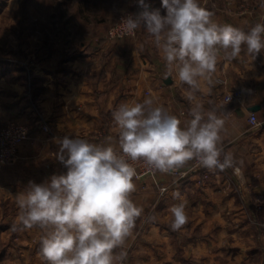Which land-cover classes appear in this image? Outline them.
<instances>
[{
	"label": "crops",
	"instance_id": "obj_1",
	"mask_svg": "<svg viewBox=\"0 0 264 264\" xmlns=\"http://www.w3.org/2000/svg\"><path fill=\"white\" fill-rule=\"evenodd\" d=\"M219 1L230 9L221 7L212 11L211 6L216 3L212 0L201 2L202 8L212 12V20L219 25L231 24L247 32L264 16V9L260 7L263 1ZM125 7L132 8L135 14L142 11L138 3ZM159 11L164 12L162 6ZM138 37L141 42L136 44L133 41L102 40L98 43V40H91L90 44L83 45L81 41L73 46L74 56L63 57V90L57 95L50 92L42 100L46 112H0V129L15 118L28 121L32 128V137L18 146L16 163L0 167V244L7 242L3 235L10 230L11 245L22 246L11 253L8 249L2 259L12 258L16 264H46L39 255L43 230L35 226L27 229L19 224L16 196L26 191L29 181L40 184L54 174L67 171L57 158L59 141L65 136L75 139L83 134L94 138L97 133L104 132L107 144L111 141L118 147L119 129L112 113L121 104L143 102L151 96L154 106H163L177 116L181 126L192 118L189 112L197 103L202 105L205 117L211 111L224 118L221 157L230 153L235 164L224 171H212L205 181L199 172L183 178L160 173L156 178H133L136 187L130 198L143 209L142 214L153 207L156 211H170L171 206L186 202V213L205 214L203 227L210 234L197 243L195 237L190 236V230L195 229L192 223L184 228L189 234L180 249L169 240L162 224L145 222L144 232L139 233L141 228L134 226L124 245L114 250L115 254L126 253L121 264H190V259L195 260L197 247H203L205 264L214 261L264 264V232L246 220L247 214L256 209L255 197L264 191V50L253 58L246 46H242L240 56L231 61L223 59L221 52L212 77L214 83L208 85L201 81L195 99L190 100L188 86L181 84L175 72L167 74L166 62L143 25ZM219 77L225 78L226 83L220 84ZM236 92L240 95L226 99L228 94ZM255 104L261 105L255 112L262 122L258 128L249 124L250 107ZM18 106V102H11L10 108L14 110ZM45 120L52 125L55 137L43 132L39 122ZM188 167L187 163L184 169ZM163 187L167 190L161 195ZM174 192L180 194L179 199L173 198ZM9 214L10 223L7 221ZM213 247L216 248L213 250Z\"/></svg>",
	"mask_w": 264,
	"mask_h": 264
},
{
	"label": "clouds",
	"instance_id": "obj_2",
	"mask_svg": "<svg viewBox=\"0 0 264 264\" xmlns=\"http://www.w3.org/2000/svg\"><path fill=\"white\" fill-rule=\"evenodd\" d=\"M161 3L165 15L138 0L142 11L122 20L123 33L133 34L143 25L166 62L167 74L175 72L188 86L190 100L201 81L214 83L221 52L231 61L240 56L242 46L253 58L264 50V23L245 32L214 22L213 13L198 0ZM112 115L119 129V151L111 141L94 144L65 136L57 158L67 171L40 184L29 181L26 191L16 196L19 224L43 230L39 255L46 264H121L126 253L114 250L124 245L143 211L130 198L137 164L153 176L178 173L193 160L209 171L234 167L232 154L225 153L221 160L225 119L211 111L205 117L199 103L184 126L163 106H154L151 96L121 104ZM166 190L160 188L161 195ZM173 198L180 194L174 192ZM185 208L186 202L171 206L172 230L187 223Z\"/></svg>",
	"mask_w": 264,
	"mask_h": 264
},
{
	"label": "rangeland",
	"instance_id": "obj_3",
	"mask_svg": "<svg viewBox=\"0 0 264 264\" xmlns=\"http://www.w3.org/2000/svg\"><path fill=\"white\" fill-rule=\"evenodd\" d=\"M212 1L216 3L211 6L212 11H218L221 7L225 10L230 9V6L220 4L219 0ZM145 2L151 5L150 10H159L162 6L161 0H145ZM201 2H199L200 7L203 6ZM257 2H262L260 7H263L264 0ZM129 3L133 6L138 0H0V112H39V114L46 112L42 100L46 99L50 92L57 95L59 90H63V57L74 56L73 46L79 45L81 41L83 45L90 44L91 40H98V43L102 40L138 43L139 29L132 37L110 40L107 36L109 28L122 15L125 13L136 15L132 8L125 7ZM160 13L165 15L166 9ZM63 51L72 54L68 55ZM11 102H18V109H11ZM137 102L142 101L137 100L135 103ZM12 121L27 124L32 137V128L28 121L15 118L5 125ZM45 121L39 122L42 127L49 128L48 131L42 128L43 132L55 137L56 133L52 125L49 121ZM83 138L92 139L89 134L79 136V139ZM17 159L18 147L12 162L3 166L13 165ZM257 195L253 202L256 209L247 214L246 220L264 232V191ZM186 214L187 223L181 229L174 231L170 226L173 219L170 211H156L153 207L137 218L135 227L141 228V232L139 229L137 231L142 233L145 222L158 221L167 229L165 232L173 245L182 249L183 244L185 245L183 240L189 234V231L184 229L188 225L195 223V229L190 230V236H194L197 243L202 242L203 237H208L210 234L209 230L203 227L206 220L204 213L195 211ZM7 221L10 223V214ZM3 236L7 242L0 244V264H16L12 258L2 259V256L7 254L8 249L11 253L18 251L22 246L11 245L10 230H6ZM216 247H213V250ZM204 256L203 247H197L195 260L190 259V264H205ZM212 264L219 263L214 261Z\"/></svg>",
	"mask_w": 264,
	"mask_h": 264
},
{
	"label": "built area",
	"instance_id": "obj_4",
	"mask_svg": "<svg viewBox=\"0 0 264 264\" xmlns=\"http://www.w3.org/2000/svg\"><path fill=\"white\" fill-rule=\"evenodd\" d=\"M263 9H264V5H263ZM128 15L131 14L125 13L124 15H122L119 18V20L109 28L107 36L110 40L132 37L136 34L137 30L133 34L123 33L122 20L126 18ZM259 23H264V16L262 17ZM217 81L220 84L226 83V79L223 77H219ZM239 95L240 92H236V94H228L226 96V99L230 100L234 98V96H239ZM249 124L252 128H258L262 125V122L260 121V119L258 118L255 112L250 113ZM42 128L46 131H48L49 129L48 126H43ZM29 137H30V129L27 124H24L21 121H12L7 125H5L0 130V166L10 164L13 160V157L15 156L16 149L19 146V144H21L24 140H27ZM83 139L88 141L89 143L107 144L106 136L105 133L103 132L98 133L97 136L92 138L91 140L87 138H83ZM116 148L119 151V148L118 147ZM222 159L223 158L221 157V160ZM188 164L189 167L187 169L183 168L178 173L168 174V175H172L178 178H183L187 176L189 173L199 172L201 174L202 180L205 181L210 178L212 171H209L208 169L201 167L197 161L195 160L189 161ZM136 169H137V177H134L135 180H142L147 177L156 178V176L159 174L157 173L155 176L151 175L147 171V169L143 166V164H137Z\"/></svg>",
	"mask_w": 264,
	"mask_h": 264
},
{
	"label": "water",
	"instance_id": "obj_5",
	"mask_svg": "<svg viewBox=\"0 0 264 264\" xmlns=\"http://www.w3.org/2000/svg\"><path fill=\"white\" fill-rule=\"evenodd\" d=\"M169 81H170V80H168V82H169ZM260 108H261V105H259V104H255V105H253V106L250 107V110H251L252 112H256V111H258Z\"/></svg>",
	"mask_w": 264,
	"mask_h": 264
}]
</instances>
